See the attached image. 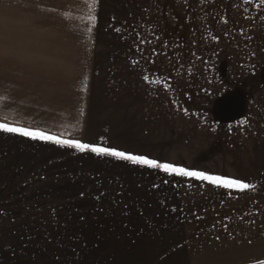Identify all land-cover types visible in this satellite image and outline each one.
<instances>
[{"label": "crops", "instance_id": "obj_1", "mask_svg": "<svg viewBox=\"0 0 264 264\" xmlns=\"http://www.w3.org/2000/svg\"><path fill=\"white\" fill-rule=\"evenodd\" d=\"M21 2L25 5L17 6L18 16L23 10L44 15L34 19L35 29L27 34L23 32L31 25L28 17L10 19V7L2 8L1 42L37 45L28 50L13 46L0 53V123L41 130L27 125L24 117L45 113L43 90L56 96L51 95L50 106L52 98L55 104L68 98L69 106L73 104L75 77L62 60L99 58L100 50L97 56L94 48L83 51V44H102V51L112 41V73L102 72L100 77L96 69V84L86 82L78 98L80 137L50 135L240 179L256 188L241 192L50 141L55 144L47 151L55 159L53 177L61 180L52 186L62 193L48 194L42 199L44 209L26 217L37 220L39 227L31 234L35 246L27 255L33 260L26 262L24 254L23 262L0 264L264 260L260 0ZM106 21H112V40L100 30L89 35L73 31L104 28ZM10 28H17V33L11 34ZM53 59L62 60L54 64ZM246 118L249 124L237 123ZM34 142L42 144L0 129V161L18 163L9 156L31 153L40 158L41 148L32 146Z\"/></svg>", "mask_w": 264, "mask_h": 264}, {"label": "rangeland", "instance_id": "obj_2", "mask_svg": "<svg viewBox=\"0 0 264 264\" xmlns=\"http://www.w3.org/2000/svg\"><path fill=\"white\" fill-rule=\"evenodd\" d=\"M21 1L22 0H0V38L4 29L1 25V19L3 16L2 8L10 7V19L28 17L29 24L31 25L30 27H26L23 32L27 34L33 33L32 30L35 29V26H33V23L35 22L34 19L43 17L44 12L35 13L31 10L25 12L23 10V13L20 14L21 16H18L16 11L17 6L20 5L24 7L25 5V3ZM75 15L76 14H74V18H76ZM63 17H66V15ZM111 22L112 21H106L104 28L77 27L74 28L75 30L73 29V31L75 35H89L93 33L96 34V32L100 30V32L107 36V40H112L114 28ZM21 29L24 30V27ZM42 29L47 28L43 27ZM89 29H91V31H89ZM16 30L17 28H10V33H17L15 32ZM61 30L64 31L62 33H66V28H61ZM36 45L37 44L32 43L3 44L0 39V53L6 48H13V46H20L19 49L23 50V47L24 49L30 47L34 48ZM101 45L102 44H83V51L88 50V47L94 48L93 50L97 52V56L98 50H100L99 58L92 59L75 57L73 60L53 59L54 64H57L58 61L62 60L66 69L72 68L73 72L71 73L75 77L73 104L72 106H69V98L67 101L64 100L63 103L55 104V101L52 98L51 105H55L52 107L49 103L51 102V95L54 96V98L56 96L49 91L43 90L42 98L47 101L46 103H49L47 105L46 103L45 105L43 103L42 109L45 110V113L40 116H25L24 118L26 119L27 125H31L38 129L40 128V131L48 133L49 135L53 132L65 137H80L82 133L81 101H79V103L77 101L80 100L78 98H81L82 87L86 82H94L96 84V69H99V76L102 77V72H105V76L111 74V68L114 66V60L112 58V41L106 42L102 51ZM99 46L100 49L98 48ZM84 54L89 55L87 52H84ZM41 72L44 73V70H41ZM48 81V79H43V82ZM65 102H67V106H65ZM76 103L78 104L76 105ZM32 146L41 148L42 155L40 158H38L36 154L31 153L9 156L10 158L13 157L14 159H19L18 163H5L0 161V262H23L24 254H26V262H31L33 260V255L30 257L27 255L33 252L35 246V242L33 241L35 236L31 234L34 231H38L39 227L34 224L37 220L26 217L31 216L29 214H33V212L44 209L42 199L48 196V194L62 193V189L60 190L57 186H52L56 182L61 181L60 179H54L53 177V172L56 173L55 169L53 170L55 159L53 160L51 153H49L55 147V144H52L50 141L42 140L41 145H37L36 142H34ZM39 244L40 242L38 245ZM37 256L38 255H36V257Z\"/></svg>", "mask_w": 264, "mask_h": 264}, {"label": "snow or ice", "instance_id": "obj_3", "mask_svg": "<svg viewBox=\"0 0 264 264\" xmlns=\"http://www.w3.org/2000/svg\"><path fill=\"white\" fill-rule=\"evenodd\" d=\"M93 3H95V0H93ZM262 5H264V0H260V4H258L257 7H260ZM88 18L91 21H95L96 19L94 15H90ZM89 31H91V29H89ZM116 31L119 32L120 29L117 28ZM213 38L218 39V37H213ZM253 55H255V53H253ZM143 79L145 81H149L148 76H144ZM155 82L159 83L160 81H155ZM165 86L170 87V85H167V84H165ZM184 111L187 114V109H185ZM237 123L239 125H246V124H249V120L246 118L244 120L237 121ZM0 129L6 132H10V133H20L24 136H28L33 139L55 141L57 144L69 145V146L78 148L81 151L90 150L97 154H104V155L119 157L123 160L132 161L133 163H136V164L148 165L152 168H160L167 173H175L177 175L184 176V177H193V178H197L200 180L209 181L212 184L222 185L223 187L228 188V189H238L241 192L246 191V190H255L256 188L255 184L248 183L240 179L229 178V177H225L221 175H214V174H210L207 171L192 170V169H189L188 167L178 166L174 163H169V162L161 163L159 160L151 159L146 155H136L130 152L117 150L114 147H100L95 144L83 143L78 140H63L56 136L49 135L40 130H32V129L25 128V127L11 126L6 123H0ZM224 227L226 228L227 225H225ZM218 238L219 237H217V239ZM255 264H264V260H258L255 262Z\"/></svg>", "mask_w": 264, "mask_h": 264}]
</instances>
